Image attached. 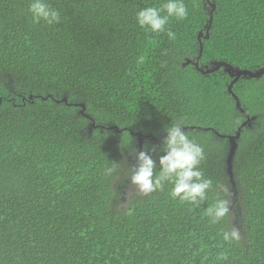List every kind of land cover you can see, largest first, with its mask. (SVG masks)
I'll list each match as a JSON object with an SVG mask.
<instances>
[{
	"label": "trees",
	"instance_id": "1",
	"mask_svg": "<svg viewBox=\"0 0 264 264\" xmlns=\"http://www.w3.org/2000/svg\"><path fill=\"white\" fill-rule=\"evenodd\" d=\"M209 1L183 0L171 40L135 20L166 0H45L54 25L33 23L30 0H0V264H264V75L231 84L224 68L187 63L211 13L198 66L263 68L264 0ZM177 122L213 181L199 206L129 181V151ZM218 198L230 215L213 224ZM232 226L240 239L225 243Z\"/></svg>",
	"mask_w": 264,
	"mask_h": 264
},
{
	"label": "clouds",
	"instance_id": "2",
	"mask_svg": "<svg viewBox=\"0 0 264 264\" xmlns=\"http://www.w3.org/2000/svg\"><path fill=\"white\" fill-rule=\"evenodd\" d=\"M28 11L33 23L43 21L48 25H54L60 22V12L45 0H30ZM187 15L188 10L183 0H166L160 7L140 9L136 13L135 20L138 27L145 32L166 33L169 39L174 40L176 34L166 27L169 20L171 18L183 20ZM137 63L143 64L144 57L140 56ZM211 64L212 62L210 66L198 67L204 70L205 67L212 68ZM246 120L249 122L250 119ZM164 132L166 135L159 146L149 147L146 144L143 150L129 151V156L135 160V166L130 167V184L143 195L163 190L166 183L171 184L170 195L173 199L199 206L206 200L207 193L213 185V181L206 178L199 168L205 159L204 148L189 137L180 122L171 126L166 125ZM153 155L156 159H153ZM227 170L230 173L228 165ZM113 171L114 168H107L105 174L111 175ZM205 212L211 223H219L230 215V201L218 198L214 204L206 208ZM222 237L225 243L239 241L240 230L232 226L222 232Z\"/></svg>",
	"mask_w": 264,
	"mask_h": 264
},
{
	"label": "water",
	"instance_id": "3",
	"mask_svg": "<svg viewBox=\"0 0 264 264\" xmlns=\"http://www.w3.org/2000/svg\"><path fill=\"white\" fill-rule=\"evenodd\" d=\"M209 3H210V6H211L212 9H213V8H214V4H212L211 2H209ZM209 15H210V16H209L208 24L205 25V29H206L205 34L203 35L202 32L199 31V32H198V35H197V40H198V42H199V52H198L197 60L200 58L201 50H202V45H201V43H200V39H201V37H203L204 39H207V38H208V33H207V31H208V29L210 28V23H211V20H212L211 13H210ZM197 60L194 61V62H193V61H187V63L193 64L194 67H196V69H198V71H200L201 73H204V74L211 73V72H213V71L218 70L219 68H224V72H227V73L230 75V77H234V80L231 82V84L234 83L236 80H238V78H239L240 76H242V77H249V78H259V77H261L262 75H264V67L261 68V69H258V70H256V71H254V72H252V71H248V70H242V69H239V68H237V67H233V66H231V65H229L228 63H225V62H212V64H211V65H212V68L205 67V69L202 70L201 68L198 67ZM228 91H229V92L231 91V90H230V87H228ZM231 96H232V98H233L234 101H235V108H236L238 111H240L241 113H243V115L248 119L247 114L241 110V108H240V106H239V101H238L237 97L234 96L233 94H231ZM246 121H247V120H246ZM245 123H246V122H245ZM245 123H243V124L241 125V127L244 126ZM241 127H239V129L236 131V133H235V135H234L233 137H231V136H228V137H227V138H228V141H229V144H230V146H231V149H230V151H229V155H228V157H227V165H228L229 169H230V162H231L232 154H233V152H234V150H235V148H236L235 140H236V139L238 138V136H239V131H240V128H241ZM186 129H192V128H189V127H188V128H186ZM199 130H202V131H203V130H204V131H209V130H211V129H200V128H199ZM216 134H217V133H216ZM151 139H156V138L151 137Z\"/></svg>",
	"mask_w": 264,
	"mask_h": 264
}]
</instances>
